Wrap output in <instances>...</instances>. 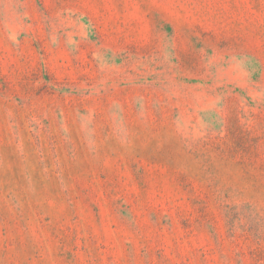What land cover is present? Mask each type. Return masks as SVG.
I'll use <instances>...</instances> for the list:
<instances>
[{"label": "rangeland", "instance_id": "1", "mask_svg": "<svg viewBox=\"0 0 264 264\" xmlns=\"http://www.w3.org/2000/svg\"><path fill=\"white\" fill-rule=\"evenodd\" d=\"M0 264H264V0H0Z\"/></svg>", "mask_w": 264, "mask_h": 264}]
</instances>
